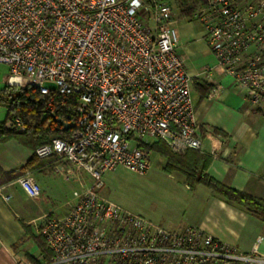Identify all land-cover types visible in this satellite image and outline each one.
Segmentation results:
<instances>
[{
	"label": "built area",
	"instance_id": "1",
	"mask_svg": "<svg viewBox=\"0 0 264 264\" xmlns=\"http://www.w3.org/2000/svg\"><path fill=\"white\" fill-rule=\"evenodd\" d=\"M195 18L245 101L263 105L264 0H207ZM178 48L171 10L155 0H0V63L11 77L54 93L47 109L55 117V98L77 97L68 114L74 130L35 156L88 179L65 215L42 219L51 260L15 256V264H264L263 239L243 252L193 225L169 230L104 194L106 173L152 169L141 147L147 140L166 143L176 155L202 149L192 79ZM26 131L20 118L0 123V135ZM16 183L31 199L42 194L30 172Z\"/></svg>",
	"mask_w": 264,
	"mask_h": 264
},
{
	"label": "crops",
	"instance_id": "2",
	"mask_svg": "<svg viewBox=\"0 0 264 264\" xmlns=\"http://www.w3.org/2000/svg\"><path fill=\"white\" fill-rule=\"evenodd\" d=\"M174 23L179 36L178 53L192 79L195 120L202 142V149L189 151L190 156L198 155L199 170H205L218 183L264 202V104L258 108L251 107L245 101V92L218 66L200 21L196 23L193 19L179 16ZM207 68L213 69L210 77L203 75ZM33 157L34 152L17 138L0 140V169L5 174L25 169ZM27 172L32 173L41 187L39 198L27 197L16 183L18 179L0 186L5 187L2 194L11 196V200L6 202L0 194V264H15V256L44 259L37 242L43 217L48 214L63 216L70 209V201L58 206L52 204L56 193L51 176H62L67 181L71 179L79 183L80 188L88 181L87 178L79 180L65 165L55 160H38ZM65 172L70 179L66 178ZM175 173L181 176L183 186L173 197H189L194 219L172 223L167 229L182 231L194 225L243 252H250L257 241L263 239L259 252L264 255V237L261 234L239 238L245 234L243 228L264 226L263 216L226 201L204 185L195 184L191 188L183 174ZM36 174H39L38 179Z\"/></svg>",
	"mask_w": 264,
	"mask_h": 264
},
{
	"label": "trees",
	"instance_id": "3",
	"mask_svg": "<svg viewBox=\"0 0 264 264\" xmlns=\"http://www.w3.org/2000/svg\"><path fill=\"white\" fill-rule=\"evenodd\" d=\"M147 2L151 4V0H147ZM179 2L183 6V13L185 14L183 17L194 15L196 11L194 9L198 3L202 4L203 7L207 4V0H179ZM53 97L54 93H44L34 85L20 86L14 82H11L9 86L0 92V106H4L7 110L6 118L2 123L20 118L27 127V131L24 133L5 132L0 135V140L6 141L7 139L17 138L34 152V157L27 163L25 169L8 174H5L0 169V186L16 181L25 175L27 170L35 166L39 160L35 156L37 148L47 144L54 137L65 138L74 130L73 128L72 130L64 131L61 124L57 123V120H61L64 123L69 122L68 114H71V108L76 105L77 97L55 98L54 106L60 109V114L56 117L47 109ZM141 147L149 154L156 153L160 155L166 161V170L169 173L179 172L183 174L189 187L192 188L195 184L204 185L226 201L244 206L251 212L264 217L263 201L225 187L206 174L205 170H199L198 155L195 154L192 157L190 152L184 155H176L166 143L160 141H156L151 145L142 144ZM190 157H192L191 160L189 159ZM37 242L44 253V260L50 261L52 252L48 248L45 239L40 236L37 238Z\"/></svg>",
	"mask_w": 264,
	"mask_h": 264
},
{
	"label": "rangeland",
	"instance_id": "4",
	"mask_svg": "<svg viewBox=\"0 0 264 264\" xmlns=\"http://www.w3.org/2000/svg\"><path fill=\"white\" fill-rule=\"evenodd\" d=\"M155 1L165 3L169 6L173 20L185 15L183 13V6L179 0ZM190 5L192 4L190 3ZM202 8V4L198 3L194 9L196 10L194 13L196 14ZM195 14L187 18L199 23L197 18L194 19ZM11 82L20 86L34 85L26 79L14 80L9 73L8 67L0 63V92L9 86ZM45 88L50 90L54 89L55 86L45 84ZM6 115V109L0 106V119L4 121ZM155 142L153 140H147L146 145H151ZM150 157L152 169L145 175H140L123 167L106 173L104 176L105 195L128 211L147 218L165 228H170L169 225L172 223L194 219L191 201L188 199L189 197H173L178 193L180 187L183 186L180 182L181 176L173 172L169 173L166 170V161L160 155L152 153ZM36 175L35 178L39 174ZM50 178L52 179L51 184L56 193L52 203L55 206L70 201L73 193L80 190L79 183L71 179L67 181L62 176H51ZM263 227L262 225H254V227L243 228L245 229V234H241L239 238H250L254 234H261L264 237Z\"/></svg>",
	"mask_w": 264,
	"mask_h": 264
},
{
	"label": "water",
	"instance_id": "5",
	"mask_svg": "<svg viewBox=\"0 0 264 264\" xmlns=\"http://www.w3.org/2000/svg\"><path fill=\"white\" fill-rule=\"evenodd\" d=\"M57 123L61 124L62 129H63L64 131H67V130H69V129L71 128V125H70V124H68V123H64V122H62L61 120H57Z\"/></svg>",
	"mask_w": 264,
	"mask_h": 264
}]
</instances>
